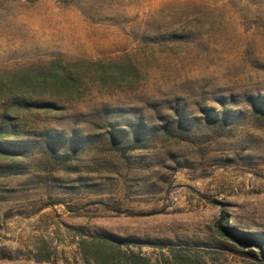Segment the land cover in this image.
Wrapping results in <instances>:
<instances>
[{
    "label": "rangeland",
    "instance_id": "1",
    "mask_svg": "<svg viewBox=\"0 0 264 264\" xmlns=\"http://www.w3.org/2000/svg\"><path fill=\"white\" fill-rule=\"evenodd\" d=\"M136 261L264 264V0H0V264Z\"/></svg>",
    "mask_w": 264,
    "mask_h": 264
},
{
    "label": "trees",
    "instance_id": "2",
    "mask_svg": "<svg viewBox=\"0 0 264 264\" xmlns=\"http://www.w3.org/2000/svg\"><path fill=\"white\" fill-rule=\"evenodd\" d=\"M221 230L223 231V233L225 235H228L229 237H231L232 239L238 240L240 242H244L245 238L238 236L234 233H232L229 229L225 228L224 226L220 225ZM247 235V234H246ZM249 236H254V235H249ZM96 241H95V248L97 249V251H99L100 254H102L104 251L107 252V256H103L104 259H107L108 256H110L111 253H113L116 250V240H112L109 239L108 237H102V236H96ZM249 241H252V243L256 242V239L254 237H249L246 238ZM96 259L95 261H99L98 258H94ZM146 263H148V259L145 258ZM138 262L136 261L135 264H137Z\"/></svg>",
    "mask_w": 264,
    "mask_h": 264
}]
</instances>
